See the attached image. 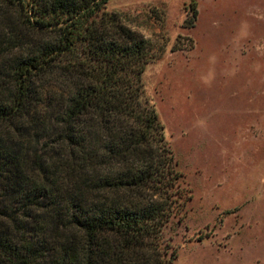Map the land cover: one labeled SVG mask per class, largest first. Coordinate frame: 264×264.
Returning <instances> with one entry per match:
<instances>
[{"label":"trees","instance_id":"1","mask_svg":"<svg viewBox=\"0 0 264 264\" xmlns=\"http://www.w3.org/2000/svg\"><path fill=\"white\" fill-rule=\"evenodd\" d=\"M109 1L0 0V264L176 258L191 195L145 96L155 56Z\"/></svg>","mask_w":264,"mask_h":264},{"label":"rangeland","instance_id":"2","mask_svg":"<svg viewBox=\"0 0 264 264\" xmlns=\"http://www.w3.org/2000/svg\"><path fill=\"white\" fill-rule=\"evenodd\" d=\"M107 7L150 41L145 96L191 195L163 232L173 264H264V0Z\"/></svg>","mask_w":264,"mask_h":264}]
</instances>
